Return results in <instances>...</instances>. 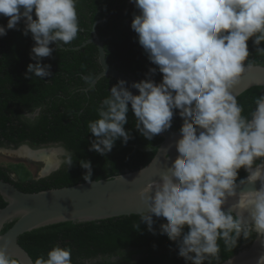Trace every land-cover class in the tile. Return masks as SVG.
I'll list each match as a JSON object with an SVG mask.
<instances>
[{
    "label": "clouds",
    "instance_id": "9594fccd",
    "mask_svg": "<svg viewBox=\"0 0 264 264\" xmlns=\"http://www.w3.org/2000/svg\"><path fill=\"white\" fill-rule=\"evenodd\" d=\"M78 0H0V25L17 29L34 44L25 76L32 79L51 76L53 48L70 45L79 32ZM138 9L130 27L156 67L145 78L133 81V94L123 79H118L97 108L98 118L88 122L94 137L89 150L100 155L110 152L116 140L126 144L131 138L129 105L135 130L144 138L170 129L174 115L182 118L178 153L138 195L145 205L140 221L156 234L153 217L166 219L159 232L174 241L185 264H221V246L233 250L238 240L256 234L264 249V95L254 100L255 107L243 115L232 90L240 83L249 61L247 41L252 38L256 51L264 42V0H130ZM35 16V18H34ZM24 27L18 28L20 22ZM162 74L156 82L152 77ZM87 79V78H86ZM7 149V148H0ZM28 150L17 155H27ZM74 153L57 145L46 157L47 170L73 165ZM165 159L168 153L165 152ZM85 169L83 179L92 182V165L79 160ZM247 173L237 184L238 170ZM42 171L37 179L43 178ZM259 181V188L237 191L238 185ZM2 195V194H0ZM230 199L234 202L228 204ZM227 205V207H225ZM187 227V231H185ZM138 223L135 229H138ZM0 264H20L0 245ZM34 264H73L71 249L54 245ZM264 264V251L255 257Z\"/></svg>",
    "mask_w": 264,
    "mask_h": 264
},
{
    "label": "trees",
    "instance_id": "16d2710c",
    "mask_svg": "<svg viewBox=\"0 0 264 264\" xmlns=\"http://www.w3.org/2000/svg\"><path fill=\"white\" fill-rule=\"evenodd\" d=\"M76 8L77 37L70 45L57 50L50 43L52 55L41 58V63L51 65L52 75L43 79L25 76L27 64L35 63L30 58L34 44L31 34L25 36L20 30L6 29L7 34L0 36V148L13 149L24 144L35 149L60 145L74 153L71 167L62 166L40 179L23 163L0 164V179L24 192L86 182L83 179L86 170L78 162L82 159L91 162L92 180L110 179L137 170L152 159L163 141L160 135L148 140L135 130L129 105L128 123L124 125L131 132L127 143L116 140L112 150L103 156L89 150L94 137L89 132L88 122L98 118L97 108L117 80L102 76L92 85L91 81L101 70L97 47L93 43L75 47L91 38L94 28L103 43L107 63L134 81L144 79L148 69L156 65L148 60L137 34L130 27L133 13L138 14L130 0H78ZM6 23L7 17L0 15V25ZM23 27L21 21L18 28ZM247 44L249 61L264 65V54L256 51L252 38ZM259 47L264 48V42ZM161 77L157 70L152 78L159 82ZM260 95H264V86L250 87L237 96L244 109L243 115H249L255 107L254 100ZM181 124L182 118L174 115L171 129L179 131ZM246 176L244 169H239L236 182ZM6 205L0 195V209ZM153 219L156 234L148 231L139 214H130L45 225L20 234L18 243L33 263L40 255L46 257V253L59 244L71 249L73 264H185L177 254L175 242L159 232V225L166 219ZM15 220L4 222L0 232H5ZM137 223L139 228L135 229ZM254 239L255 233L248 240L239 239L233 250L219 241L221 263L241 247L249 246Z\"/></svg>",
    "mask_w": 264,
    "mask_h": 264
},
{
    "label": "water",
    "instance_id": "95a60500",
    "mask_svg": "<svg viewBox=\"0 0 264 264\" xmlns=\"http://www.w3.org/2000/svg\"><path fill=\"white\" fill-rule=\"evenodd\" d=\"M87 43H93L97 47V58L101 68L91 84H95L102 76H110L115 80H125L130 91L133 94H138L137 89L131 88L134 80L107 63L103 43L94 28L91 38L75 48L82 47ZM253 86H264V65L252 64L251 67H247L246 64L240 83L233 88L232 93L238 96ZM159 135L163 141L145 166L110 179L86 181L31 193L21 191L12 183L0 179V193L7 202V205L0 209V228L4 222L16 218L11 227L3 233L0 232V245H4L6 253L16 257L20 264H34L25 249L18 243V236L24 232L58 222L97 221L121 215L139 214V211L146 210L138 195L139 191L150 181L159 180L160 173L178 155L175 141L180 137V131L170 128ZM22 149H28L34 153L48 150L46 147L35 149L28 145H21L12 150L20 151ZM165 152L168 153V159H165ZM42 171L44 176L52 172L47 170L46 164ZM254 187L259 188V181L255 185H238L237 191L249 190ZM233 202L234 199H230L228 204ZM260 251H264V249L260 248L255 234V239L249 246L241 247L236 254L221 264H255V257Z\"/></svg>",
    "mask_w": 264,
    "mask_h": 264
},
{
    "label": "rangeland",
    "instance_id": "374dc122",
    "mask_svg": "<svg viewBox=\"0 0 264 264\" xmlns=\"http://www.w3.org/2000/svg\"><path fill=\"white\" fill-rule=\"evenodd\" d=\"M53 147L55 146L46 147V149H48L46 151L49 152V150ZM24 150L25 149H22L20 151L18 150L13 151L12 149H0V164L8 165L9 163H23L27 167V169L31 172V174L35 178H37L40 175L41 170L44 168L47 159L44 156L36 159V158L31 157L28 154L27 155H17L18 152H21Z\"/></svg>",
    "mask_w": 264,
    "mask_h": 264
},
{
    "label": "bare ground",
    "instance_id": "6f19581e",
    "mask_svg": "<svg viewBox=\"0 0 264 264\" xmlns=\"http://www.w3.org/2000/svg\"><path fill=\"white\" fill-rule=\"evenodd\" d=\"M47 152L48 151H45V150H42V151H39V152H35V153L31 152V151H28V155H30L33 158L38 159V158H41L42 156L47 157V155L49 153V152L48 153ZM46 165H47V161H46Z\"/></svg>",
    "mask_w": 264,
    "mask_h": 264
}]
</instances>
